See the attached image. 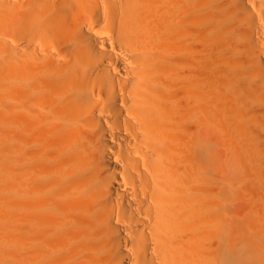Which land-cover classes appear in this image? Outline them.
<instances>
[{
	"label": "bare ground",
	"instance_id": "bare-ground-1",
	"mask_svg": "<svg viewBox=\"0 0 264 264\" xmlns=\"http://www.w3.org/2000/svg\"><path fill=\"white\" fill-rule=\"evenodd\" d=\"M0 264H264V0H0Z\"/></svg>",
	"mask_w": 264,
	"mask_h": 264
}]
</instances>
